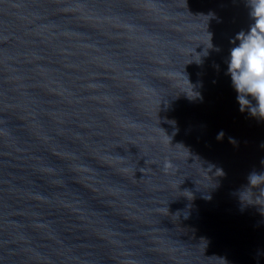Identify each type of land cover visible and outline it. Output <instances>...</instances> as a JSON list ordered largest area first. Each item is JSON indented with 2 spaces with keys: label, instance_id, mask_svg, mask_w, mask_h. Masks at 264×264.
I'll return each instance as SVG.
<instances>
[{
  "label": "water",
  "instance_id": "1",
  "mask_svg": "<svg viewBox=\"0 0 264 264\" xmlns=\"http://www.w3.org/2000/svg\"><path fill=\"white\" fill-rule=\"evenodd\" d=\"M251 23L247 0H0V264H264V121L226 74Z\"/></svg>",
  "mask_w": 264,
  "mask_h": 264
},
{
  "label": "clouds",
  "instance_id": "2",
  "mask_svg": "<svg viewBox=\"0 0 264 264\" xmlns=\"http://www.w3.org/2000/svg\"><path fill=\"white\" fill-rule=\"evenodd\" d=\"M247 8L252 23L232 41L235 46L229 52L226 74L231 77L241 113L247 110L251 117L264 121V0H247ZM222 138L223 132L217 136ZM248 181L258 184L264 181V173L252 172Z\"/></svg>",
  "mask_w": 264,
  "mask_h": 264
}]
</instances>
